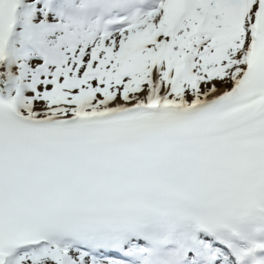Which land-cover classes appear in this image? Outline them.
Listing matches in <instances>:
<instances>
[{"label":"snow or ice","instance_id":"1","mask_svg":"<svg viewBox=\"0 0 264 264\" xmlns=\"http://www.w3.org/2000/svg\"><path fill=\"white\" fill-rule=\"evenodd\" d=\"M0 264H264V0H0Z\"/></svg>","mask_w":264,"mask_h":264}]
</instances>
